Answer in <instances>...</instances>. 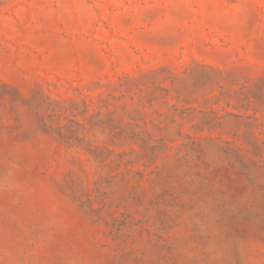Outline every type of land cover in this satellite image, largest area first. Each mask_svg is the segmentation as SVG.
Masks as SVG:
<instances>
[{
    "label": "rangeland",
    "instance_id": "374dc122",
    "mask_svg": "<svg viewBox=\"0 0 264 264\" xmlns=\"http://www.w3.org/2000/svg\"><path fill=\"white\" fill-rule=\"evenodd\" d=\"M0 264H264V0H0Z\"/></svg>",
    "mask_w": 264,
    "mask_h": 264
}]
</instances>
